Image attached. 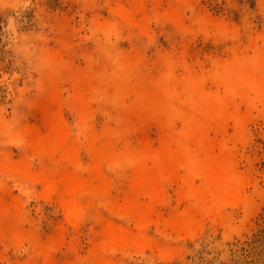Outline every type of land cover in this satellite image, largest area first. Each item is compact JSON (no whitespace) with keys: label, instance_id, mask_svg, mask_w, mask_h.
<instances>
[{"label":"bare ground","instance_id":"bare-ground-1","mask_svg":"<svg viewBox=\"0 0 264 264\" xmlns=\"http://www.w3.org/2000/svg\"><path fill=\"white\" fill-rule=\"evenodd\" d=\"M79 1L90 15L92 33L106 38L126 34L137 53L153 40L151 25L176 26L183 7L181 0H169V11L160 13L163 0H108L109 17L101 22L97 19V0ZM76 45L83 49L86 59L81 74L64 59ZM94 53L99 54L98 60ZM43 58L48 78L72 88V94L58 104V114L47 130L39 133L0 115V193L16 186L22 195L9 205H0V245L19 248L27 244L35 260L26 264L82 263L72 258L57 262L69 235L66 230L42 239L24 227L23 197L54 201L67 228L91 226L96 251L87 264H131L133 255H170L173 248L167 242V231L183 238L198 224L192 214L184 219L171 210L168 191L175 184L183 185L177 186L178 203L186 202L197 215L213 221L228 224L224 208L247 207L248 178L237 172L234 157L222 145L203 143L212 134L224 136L228 122L235 128L244 126L240 103L252 106L256 100L264 108V40L252 58L240 63L238 72L225 70L215 75L223 95L205 96L199 81L191 86L181 108L158 113L160 118L171 117L172 123L180 121L184 131L156 149L142 148L129 140L134 127L124 117L129 108L126 111L122 98L129 97L133 108L149 110L151 103L140 100L155 97L156 91L170 81L166 57H159L148 69L142 57L131 59L115 46L81 39L74 44L62 34L55 51ZM106 65L111 72H106ZM79 86L84 89L79 90ZM100 103L110 106L117 128L97 129ZM63 112L71 114V121L62 116ZM121 141L124 146L119 147ZM13 147L18 148L19 156L12 153ZM118 182L123 187L121 199L111 196ZM152 226L162 229L151 235Z\"/></svg>","mask_w":264,"mask_h":264},{"label":"rangeland","instance_id":"rangeland-1","mask_svg":"<svg viewBox=\"0 0 264 264\" xmlns=\"http://www.w3.org/2000/svg\"><path fill=\"white\" fill-rule=\"evenodd\" d=\"M96 2L97 19L102 22L109 17L108 4H105L108 0ZM180 2L183 7L177 28L170 23L163 26L153 23V40L141 53L134 50L126 34L106 38L92 33L90 15L79 0H5L0 3V115L9 121L22 122L39 133L47 130L58 114V104L72 94V88L68 83L58 84L48 78L43 55L55 51L60 37L66 34L74 44L79 39L98 42L127 52L131 59L142 57L148 69H152L159 57L168 59L170 81L156 91L155 97L140 100L151 103L149 110L133 108L127 96L122 101L126 111L129 108L124 117L134 127L129 133L130 141L147 149L169 143L183 133V124L172 123L169 116L160 118L158 113L181 108L191 86L199 81L203 83L205 96L223 95L224 89L215 82V75L225 70L230 74L238 72L240 63L252 58L254 50L264 40V0ZM168 4L169 0L162 1L160 13L169 11ZM146 7L151 9L149 4ZM72 49L64 59L72 70L81 74L86 67L83 49L78 45ZM93 57L98 60L99 54L94 53ZM105 68L107 73L111 72L109 65ZM42 82H46L44 87L40 85ZM82 88L79 86V90ZM99 107L103 112L99 110L96 114L97 129L117 128L110 106L100 103ZM239 112L246 121L243 127L235 128L228 122L224 136L212 134L203 145H222L234 157L237 172L248 178L247 207L224 208L228 224L213 221L197 215L195 208L188 207L186 202L178 203L176 191L183 185L175 184L168 191L171 210L184 219L192 214L197 227L183 238L168 230L167 242L173 248L170 255H133L131 264H264V108L255 100L252 106L240 103ZM62 116L69 121L72 119L67 112ZM118 145L122 147L124 142ZM12 153L15 157L20 155L17 147L12 148ZM122 189L118 182L111 196L121 199ZM21 196L19 188L12 186L9 192L0 193V205H9ZM22 199L26 229L37 232L42 239L63 230L69 234L65 238L66 245L56 256L58 263L67 258L79 259L82 264L91 262L89 258L96 251V245L89 224L67 228L61 223L54 201L43 202L32 196ZM162 213L164 218L168 217L165 210ZM159 229L152 226L149 232L155 235ZM29 251L27 244L19 248L0 245V264L32 262L35 257Z\"/></svg>","mask_w":264,"mask_h":264}]
</instances>
